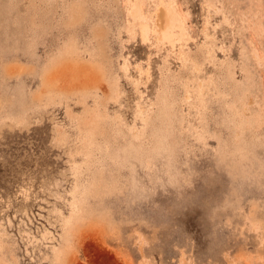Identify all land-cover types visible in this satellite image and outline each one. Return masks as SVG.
Masks as SVG:
<instances>
[{"label": "rangeland", "instance_id": "374dc122", "mask_svg": "<svg viewBox=\"0 0 264 264\" xmlns=\"http://www.w3.org/2000/svg\"><path fill=\"white\" fill-rule=\"evenodd\" d=\"M0 264H264V0H0Z\"/></svg>", "mask_w": 264, "mask_h": 264}, {"label": "bare ground", "instance_id": "6f19581e", "mask_svg": "<svg viewBox=\"0 0 264 264\" xmlns=\"http://www.w3.org/2000/svg\"><path fill=\"white\" fill-rule=\"evenodd\" d=\"M167 11H168V9L166 11L164 10V12H166L165 14L163 12L161 14L158 12L159 15H157L158 17L156 18V22L152 26L147 24V23L144 24V22H143V24H141L142 33L145 35L146 32L148 31V29H152L155 33L160 35V38H158L160 40H162L161 37H163V36L165 37L166 35H170V38L171 37L174 38L175 35L181 36V35H179V33L181 34V31L179 32V29H182V28L179 27V29H176L177 26L175 27V24H174V21H173L174 19H172V15H169V12H167ZM174 18H177V17L174 16ZM143 21H145V20H143ZM177 22H178V25H179V21L178 20H177ZM142 33H141V35H142ZM182 34H184V33H182ZM166 37L168 38L169 36H166ZM143 112L140 113L142 121H143V127H142L141 131H137L136 132V136L143 135L146 132V126H147V123H148L149 112L148 113H147V111H146V113L145 112L143 113Z\"/></svg>", "mask_w": 264, "mask_h": 264}]
</instances>
